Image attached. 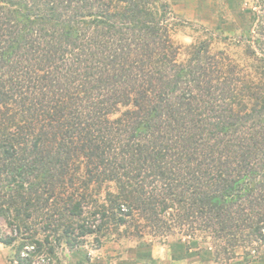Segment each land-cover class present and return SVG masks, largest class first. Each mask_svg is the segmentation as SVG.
Here are the masks:
<instances>
[{
  "label": "trees",
  "instance_id": "1",
  "mask_svg": "<svg viewBox=\"0 0 264 264\" xmlns=\"http://www.w3.org/2000/svg\"><path fill=\"white\" fill-rule=\"evenodd\" d=\"M241 67L185 59L164 0H0V244L201 239L216 263L264 246V0ZM243 68V69H242ZM150 238V242L146 239Z\"/></svg>",
  "mask_w": 264,
  "mask_h": 264
},
{
  "label": "rangeland",
  "instance_id": "2",
  "mask_svg": "<svg viewBox=\"0 0 264 264\" xmlns=\"http://www.w3.org/2000/svg\"><path fill=\"white\" fill-rule=\"evenodd\" d=\"M169 4L167 19L171 24V38L182 50L180 59H185V49L196 41L205 40L216 53L225 52L241 67L252 65L246 55L241 37L248 36L253 29L252 11L254 0H164ZM243 69V68H242ZM0 233L10 234L6 223L0 219ZM150 238L146 242H150ZM159 251L158 258H152V251ZM238 257L228 263L214 261L213 250L201 239L191 240L171 237L167 241L154 240L152 246L143 244L134 237L111 236L104 238L100 247L93 238L71 250L62 245L52 256L43 255L34 264H80L94 261V264H249L264 261V246L256 250H238ZM15 251L0 244V264H11ZM125 263H124V262Z\"/></svg>",
  "mask_w": 264,
  "mask_h": 264
},
{
  "label": "crops",
  "instance_id": "3",
  "mask_svg": "<svg viewBox=\"0 0 264 264\" xmlns=\"http://www.w3.org/2000/svg\"><path fill=\"white\" fill-rule=\"evenodd\" d=\"M158 254H159V251L157 250H155V251H152V258L153 259H156V258H158L157 256H158ZM94 261H90V262H82V263H80V264H94L93 263ZM124 262V261H123ZM125 263V262H124ZM115 264H118V263H115ZM119 264H123V263H119ZM158 264V263H157ZM197 264H209V263H207V262H198ZM249 264H264V261L263 262H256V263H249Z\"/></svg>",
  "mask_w": 264,
  "mask_h": 264
}]
</instances>
